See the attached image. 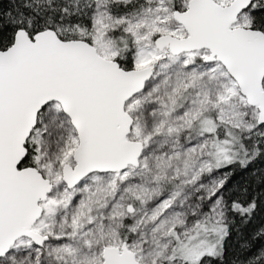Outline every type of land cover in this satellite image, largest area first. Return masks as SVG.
I'll return each instance as SVG.
<instances>
[{
  "label": "snow or ice",
  "instance_id": "1",
  "mask_svg": "<svg viewBox=\"0 0 264 264\" xmlns=\"http://www.w3.org/2000/svg\"><path fill=\"white\" fill-rule=\"evenodd\" d=\"M0 264H264V0H0Z\"/></svg>",
  "mask_w": 264,
  "mask_h": 264
}]
</instances>
